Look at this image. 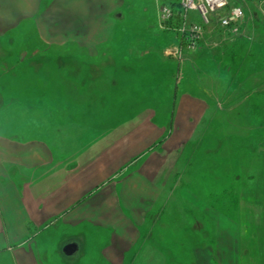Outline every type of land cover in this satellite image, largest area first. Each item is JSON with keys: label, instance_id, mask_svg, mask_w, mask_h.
<instances>
[{"label": "rangeland", "instance_id": "rangeland-1", "mask_svg": "<svg viewBox=\"0 0 264 264\" xmlns=\"http://www.w3.org/2000/svg\"><path fill=\"white\" fill-rule=\"evenodd\" d=\"M178 1L0 0V113L20 117V146L62 148L59 164L69 166L63 174L83 178V193L111 177L92 199L111 201L112 227L126 237L135 238L130 226H138L141 202L124 201L125 189L139 195L150 181L163 195L196 200L164 206L183 214L180 233L166 234L164 243H178L181 259H193L210 238L215 257L236 264L243 211L264 212V7L250 0L243 35H215L201 52L177 59L164 53L170 40L157 10ZM111 45L122 66L114 82ZM209 85L224 93L211 99ZM239 85L246 86L230 98ZM37 188L42 203L58 194V186ZM78 212L76 224L61 216L29 225L19 247L4 240L3 264H65L59 243L77 228L95 230L89 238L98 245L75 264H111L120 234L90 227ZM256 236L264 245V233Z\"/></svg>", "mask_w": 264, "mask_h": 264}, {"label": "crops", "instance_id": "crops-1", "mask_svg": "<svg viewBox=\"0 0 264 264\" xmlns=\"http://www.w3.org/2000/svg\"><path fill=\"white\" fill-rule=\"evenodd\" d=\"M114 23L116 22L114 21ZM214 36L215 35L207 36L204 44L196 53L201 52L209 46L214 38H216ZM169 40L170 43L174 41V38L170 34ZM113 49L111 45V82L112 79L114 82L116 73L118 74L122 67L119 66L120 63L117 62ZM209 86L210 88L205 87V92L211 99H214L217 95L221 96L222 90L226 91L225 88L222 89L223 85L220 87V90L222 89L221 93L217 90L219 85ZM243 86L246 85H239L233 89L231 88V92L228 93V96L236 99L234 97L237 95V92L242 91L241 88ZM251 90L254 92V89ZM43 99H46L45 95ZM1 101L0 111L2 110L1 104L5 102V98H2V95H0V102ZM245 101L241 103V105L245 103L249 105V103ZM235 104L236 101L234 105ZM232 106L233 105L229 104V107ZM14 114L12 113L9 115L0 113V249H4L5 247V243L3 244L4 240L6 244L12 242L14 243L13 245H18V247L24 244V240H21V234L26 232L29 225H41L45 222L47 223L50 219H58L61 216H65V219L69 220L71 224H76V222L73 221H77L81 214V212L78 211L82 209L84 211L83 213L86 214L84 217L85 220L83 221L92 223L93 226L90 227L107 228L110 232L112 229L116 235L120 234V237L117 238L121 240V244L117 245L115 243L111 247V264H181V260H184L185 264H229L230 258L227 256L224 257L222 255L221 257L219 256V258L215 257L217 254H213L212 252L211 248L213 247L210 238V242L205 244V248L200 250L202 255L196 257V253H194L193 259H181L180 249L177 247L178 243L171 244V242H169L171 245L164 243L165 240H167L166 234L176 235L180 231V218L183 216L179 209L174 211V209L171 208L169 209L170 211H164V206L167 203L180 202L181 200L186 201L189 205L192 203V206H195L194 203H196V200L194 195L192 196L191 194L181 195L180 193H172L171 195H163L157 188L159 186L153 185V183L149 185L150 181L143 183L144 187H141V193H139V195L134 196L125 189L126 195L124 196H126L127 199L124 201L131 203V201H136L139 198L141 202L140 211L137 213L139 217L138 226H130L135 238L130 239L126 237L124 232L120 229L121 227H112L111 213L108 211V209L111 210V201L107 197L95 200L92 199V195L98 191L101 185H104L106 181H110L111 177L108 176L103 178L100 182L96 183L95 186L90 188L88 192L83 193V187H85L84 184H86L83 178L73 179L68 178L67 173L63 174L69 166L66 163L59 164V157L64 151L62 148L59 149L61 151H57L56 148L44 144L38 147L19 145L21 119ZM249 116L252 117V120L254 119V115L251 114ZM9 125L12 127L11 129ZM55 157L56 159L53 165H48L50 159L52 160ZM101 168L102 167H98L97 170L102 171ZM62 177H65L63 181L68 179L65 182H61ZM37 180L39 181L38 183H36ZM144 180L146 179L144 178ZM160 184L163 185L164 182ZM38 185L44 187L43 189L45 190L48 186L50 188L58 186V189L55 190L54 193L60 194L63 191L62 197L59 198L60 200L58 202H52L54 198H57V194L51 202L44 201L45 203H42L43 200L39 198L36 193ZM139 186L140 183L137 187L139 188ZM63 188L64 190H62ZM19 193L22 195L21 197ZM69 196L70 199L67 205L60 208L59 206L67 200ZM56 208L58 213L54 211ZM243 212L244 214L241 215L243 218L242 225L238 227L241 230L240 234L242 235L244 245L242 246V252H240V254L236 253L235 255L236 264H264V245L256 241L258 238L256 234L264 233V223L261 224V221L258 220L264 219V212L261 210L256 211L255 209ZM250 218L251 221H248ZM89 219L93 222L91 220L89 221ZM83 221L79 219V222L83 223ZM221 228L222 226L218 227V234L222 232ZM125 230L127 231L126 228ZM94 232L95 230L91 229L88 233L86 232V234H84L83 230H78L77 228L76 231H72L70 235L61 240L59 244L62 243L61 249L65 257V264L77 263L79 258L83 256L85 250L93 249L94 245H98L97 242L89 238V234L92 235ZM158 232L162 233L160 239L155 236ZM40 233L41 232H37V234ZM249 234H251V236L247 237L246 235ZM70 243H76L78 247L73 254L68 255L64 252V247ZM174 245H176L175 248ZM6 249L10 250V248ZM3 254L5 253L1 252L0 256ZM4 259L5 258H0V264H3Z\"/></svg>", "mask_w": 264, "mask_h": 264}, {"label": "built area", "instance_id": "built-area-1", "mask_svg": "<svg viewBox=\"0 0 264 264\" xmlns=\"http://www.w3.org/2000/svg\"><path fill=\"white\" fill-rule=\"evenodd\" d=\"M258 1L264 4V0ZM244 20L240 0H180L176 8L167 4L158 7L159 27L175 33L177 39L165 49V54L177 59L197 50L214 30L241 34Z\"/></svg>", "mask_w": 264, "mask_h": 264}, {"label": "water", "instance_id": "water-1", "mask_svg": "<svg viewBox=\"0 0 264 264\" xmlns=\"http://www.w3.org/2000/svg\"><path fill=\"white\" fill-rule=\"evenodd\" d=\"M77 244L76 243H70L64 247V252L68 255H71L77 250Z\"/></svg>", "mask_w": 264, "mask_h": 264}, {"label": "trees", "instance_id": "trees-1", "mask_svg": "<svg viewBox=\"0 0 264 264\" xmlns=\"http://www.w3.org/2000/svg\"><path fill=\"white\" fill-rule=\"evenodd\" d=\"M246 2H248V4H250V0H247Z\"/></svg>", "mask_w": 264, "mask_h": 264}]
</instances>
